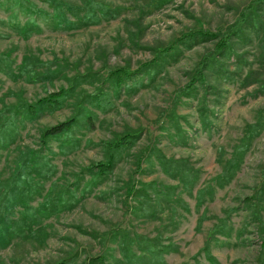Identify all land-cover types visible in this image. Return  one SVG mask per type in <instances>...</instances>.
Masks as SVG:
<instances>
[{
  "label": "rangeland",
  "instance_id": "rangeland-1",
  "mask_svg": "<svg viewBox=\"0 0 264 264\" xmlns=\"http://www.w3.org/2000/svg\"><path fill=\"white\" fill-rule=\"evenodd\" d=\"M65 1L80 4L82 0ZM101 1L121 8L119 16L81 29H63L51 21L52 10L44 0H30L43 17L37 20L39 30L22 36L5 21L17 6L12 0H0V55L6 57L0 67L4 70L7 66L17 71L24 56H34L42 62L66 64L63 73L68 77L91 71L103 78L120 67L134 71L152 61L160 50L151 64L152 71L145 68L129 77L117 91L107 82L97 91V80L77 86L62 108L43 112L35 121L27 122L15 142L0 150V180L11 175L18 155L29 148L38 149L35 157L41 153L53 165L49 179L35 176L38 192L29 204L33 209L22 205L9 209L8 219L22 217L30 224V232L15 235L7 246L0 247V264H53L65 257L76 259L75 264H88L95 257L97 264H121L116 263L122 258L120 238L114 240L116 232H129L131 238L134 233L148 237L160 234L163 244L175 242L179 250L164 254L167 264H212L201 248L215 225L221 223L227 234L219 233L209 243L218 264H264V197L258 198L260 213L252 209L254 201L249 200L261 183L264 131L253 140L230 181L223 188L211 182L214 196L207 197L200 208L195 204L196 190L222 171L221 163L241 144L245 125L254 122L257 110L264 108V95L252 96L257 84L241 86V78L249 69L258 70L264 78V63H260L262 36L245 28L243 37H232L236 56L222 60L223 66H216L214 71L206 70L203 81L196 82L187 93L178 90L188 87L193 69L215 41L184 47L178 44L172 46L174 49L169 46L190 30L214 32L229 26L252 0H166L151 11L141 0ZM18 18L23 22L27 16L18 10ZM45 67L43 64L36 69L43 71ZM0 71V108L15 104L14 96L18 94L33 102L69 86L64 77L49 83L30 82L9 78ZM78 96L98 98L104 105L98 108L86 102L77 116L83 126L77 125L72 132L50 139L49 146H42L39 138L44 128L77 114ZM135 130L138 139L125 153H119H123L122 159L106 179L88 190L92 175L84 170L111 155L103 142ZM74 138L78 143L70 149ZM148 144L157 145L166 158L187 160V166L198 175L192 193L179 185L187 210L178 207L175 219H170L167 212L159 220L135 218L125 206L131 177L144 182L155 180L162 187L177 183L161 171L153 156L142 160L140 170L136 168L137 155ZM44 163L41 159L39 168H45ZM42 202L51 203L54 213L50 217L36 212ZM129 202L137 203L134 199ZM201 213L204 219L199 226ZM255 214L260 215L262 225ZM132 249L137 250V246L132 245Z\"/></svg>",
  "mask_w": 264,
  "mask_h": 264
},
{
  "label": "trees",
  "instance_id": "trees-1",
  "mask_svg": "<svg viewBox=\"0 0 264 264\" xmlns=\"http://www.w3.org/2000/svg\"><path fill=\"white\" fill-rule=\"evenodd\" d=\"M17 6L8 17H6V23L12 27L17 28V31L22 36H29L35 29H40L38 24V18L42 19L43 15L39 14L41 10L35 8L30 0H12ZM48 7L51 8V21L55 26L63 29H81L96 25L104 20H109L119 16L121 8L113 7L106 4L101 0H82L80 4L68 3L65 0H44ZM147 10L151 11L160 8L166 0H141ZM18 10L26 14L27 18L23 22L18 18ZM18 18V19H17ZM245 28H250L255 31L260 41V63H264V0H252L248 5L242 8L234 23L226 26L217 31H208L201 28L188 31L187 34H183L169 46L174 49L176 45L181 44L183 47L188 45H194L201 41H215L214 47L208 50L205 55L201 57V61L196 65L191 73V82L188 87H185L178 92L187 93L188 90L193 89L196 82H201L205 78V71H214L216 66H223L224 59L230 58V56H236L234 47L232 45V37H243ZM174 46V47H172ZM179 47V46H177ZM160 50L155 54V58L150 61L141 64L136 70H127L125 67L116 68L110 70L106 76L100 78L99 72H87L86 74L74 73L71 77H68L63 73V70L67 67L66 64L59 62H42L34 56H24L21 63L17 66V71L6 66L8 70H4L0 67V70L5 71L9 78L13 79H25L30 82H53L57 78H66L69 80L67 87H61L56 92L49 93L45 96L39 97L33 102H29L18 94L14 96L17 99L15 104H3L0 108V150H6L11 144L18 138L20 130L26 127L27 122H33L42 116L43 112L52 113L59 110L65 105V102L75 91L76 87L83 83H90L92 81H99L100 86L97 87V91L104 83L110 84L116 91L121 89L122 84L131 78L133 75L138 74L140 71L147 68L152 71L151 64L157 59ZM6 56H8L5 53ZM6 59L5 56L0 55V62ZM46 64L43 71H38L36 67ZM52 65L55 66L52 69ZM263 66V65H262ZM261 67V66H259ZM218 69V68H217ZM225 72L227 69L224 68ZM1 72V71H0ZM259 71L249 69L247 73L241 78V86H248L257 84L256 88L252 91V96L264 95V78L258 75ZM83 92V91H82ZM81 92V93H82ZM87 94V93H85ZM84 94L82 93L81 96ZM86 96H99L95 94H87ZM88 102L91 105H95L98 108H102V102L100 99H94L90 97L78 96L75 101L77 107V114L69 118L66 121L52 125L51 127L44 128L40 133V143L42 146H49V140L59 135L72 132L75 126L81 125V119H78V112L84 110L85 103ZM104 109V108H103ZM102 109V110H103ZM87 111V110H86ZM88 112V111H87ZM90 117V113L88 114ZM88 119V118H87ZM87 124V120H85ZM264 131V108L257 110L256 119L254 122L246 124L244 128V135L241 138V144H238L232 154V156L222 164V171L217 176L208 180L207 183L198 188L195 192L196 208H200L207 197H213L215 193V186L211 182H215L219 188H223L233 177L236 169L239 167L244 154L251 146L256 136L260 135ZM138 131L133 133H125V135L118 136L113 141L103 142L111 150V155L105 162H97L93 166L85 169L91 176V181L88 184V190L91 186L97 185L99 182L104 181L106 177L112 172L115 164L122 159L125 150L129 149L133 143L138 139ZM137 138V139H136ZM78 143V140L74 138L71 141V148H74ZM69 150V149H68ZM64 150L63 151H68ZM38 149L29 148L22 151L16 161L15 168L11 175L4 180H0V247L7 246L12 237L26 236L30 229V224L22 221V217L10 221L8 219L9 209L14 208L16 205H22L24 208L33 209L30 206V200L33 198L38 190L34 187L37 184L35 176L40 175L45 179H49L53 172V165L49 162L46 156L41 153L38 157H35V153ZM123 151L122 154H119ZM40 152V151H39ZM159 164L161 171L177 183L174 185L160 186L157 181L152 180L144 182L141 180H135L131 177L126 186L125 192V206L128 211L130 207L135 218L143 217L144 219L159 220L163 213L170 214V219H175L178 214V207L187 205L180 196L178 191L179 185L182 186V190L192 193L195 187V183L198 180L196 170H194L187 160H175L174 158H166L161 149L155 144H148L145 149L138 153L136 159V168L138 170L142 167V160H150L151 157ZM44 160L45 168H39L40 160ZM187 164H186V163ZM261 183L256 187L249 200L254 201L252 209L260 213L261 203L258 198L264 197V169L261 173ZM257 198H253V197ZM129 199H134L137 203L129 202ZM258 201V203L256 202ZM50 202H42L36 208V212H39L43 217H50L53 212V207H49ZM62 208V207H60ZM59 208V209H60ZM185 210H187L185 208ZM127 212V213H130ZM200 214L198 219V225L204 219V216ZM32 219L33 215H31ZM259 225L263 222L260 219V215H254ZM27 224V225H26ZM224 224V222H223ZM218 225V224H217ZM212 229L209 237L206 239L204 245L201 248V252L206 256V259L212 264H218V260L212 255L209 243L214 239L215 235L221 233L226 235L227 231L224 230L222 223ZM83 227H80V229ZM85 229V228H84ZM118 229H121L118 227ZM87 233L90 231L85 229ZM118 231V230H117ZM120 231V230H119ZM93 233V232H92ZM89 233V234H92ZM127 232L121 235L119 232L114 234V240L120 238L119 248L122 258L116 260V263L121 264H167L164 259V254L171 252H178L179 245L175 242H169L163 244L157 234L154 237H148L144 234L134 233L133 237H130V233ZM132 245L137 246V250L132 249ZM98 257L88 260V264H97ZM76 259L72 257H65L53 264H75ZM83 264V263H80ZM183 264H188L184 262Z\"/></svg>",
  "mask_w": 264,
  "mask_h": 264
}]
</instances>
